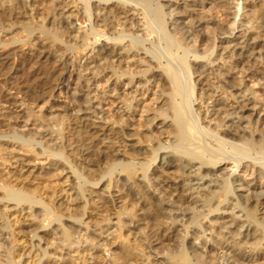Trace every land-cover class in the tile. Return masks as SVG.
<instances>
[{
	"label": "bare ground",
	"instance_id": "bare-ground-1",
	"mask_svg": "<svg viewBox=\"0 0 264 264\" xmlns=\"http://www.w3.org/2000/svg\"><path fill=\"white\" fill-rule=\"evenodd\" d=\"M6 1L9 3L8 6L11 5L14 8L13 10H16L17 6L21 9H31L32 7L31 4H29L31 5L30 7L27 6L28 4L23 7L24 4L22 5V2L19 3L18 0ZM70 1L74 3H72V7H70V3L65 1V5L60 3L64 6L62 9H59L60 5L55 2L48 13L55 17L58 13H54V11L61 10L59 16L66 19L72 18L73 13H76L73 15V18L75 22L80 25L86 24V18H89L88 26H90V29L79 32V27H77L78 29L73 31L76 38L82 37L84 42H86V44H84L85 48L81 50L89 48L92 44H97L100 38L104 37L106 43H103L102 48L96 53L97 55L91 58L98 60V65H100L101 62L103 64L113 63V59L116 58L117 70L115 67V71L112 73L110 72L111 75L109 74V77H106V83L103 82L105 83L104 85L107 84L106 89L104 88L106 91L100 92L98 90L99 85L95 83L96 78L86 77V75L91 74L92 70L96 74L100 73L98 69H96L98 66L95 61L87 60L88 63L83 67L86 74L85 78L83 77L86 85V89L84 88L85 98L83 99L84 101L82 100V103L79 102V104H77L78 106L75 110L71 108L74 110H72L74 117L71 119L73 121L71 129L73 138L72 140L68 139L70 143L66 144L67 146H63L61 142L63 132L62 123H64L62 120L55 125V127H59L56 129L58 138H51L53 135L51 136L50 133L48 136L47 132L43 129H40V132L38 130L33 134L31 133V135H25V133L23 134L19 129L18 131L17 128H13L14 130L8 133H3L5 135L3 137L11 138V143L14 141L19 146L30 148L32 151L38 148V154L41 157L48 160L49 158H56L58 167H66V169L71 170V176L75 180L76 188L78 187V190L76 189L75 191V197L83 199V212L80 211L82 214L79 217H77V214L76 219L74 218L75 215H72L75 219L74 222L71 220V223H65L66 225H64V221L62 222L61 220L64 218H61L64 212L62 211V213L59 210L58 207H60V205L57 202L58 206L54 207L55 201H51L53 198L50 199L52 197L51 195L49 197L50 193H43L48 195L47 198H49V200H46L47 198L45 195V197L35 196L37 191L34 193L35 195L32 193L35 190H31V192L29 189L26 188L28 191L25 189L26 186H24V188H22V186L18 188L13 185L15 184L14 182L18 181L16 178L17 181L15 180L11 185L7 180V183L0 181V264H20L23 262L22 256L24 254L20 251L23 243L30 242V246H34L36 243L33 244L32 240L35 239L37 240V246L40 245L43 236L39 237L36 234L29 236L32 230L29 232L27 231L30 241L24 242L22 237V240L16 237L17 235L19 236L22 231L19 230L16 232L17 230L15 231V229L22 227L20 225L22 222L20 221L23 219H31V223L28 224L27 227L34 226V230L42 227V223H45L43 227H48L52 226L51 223H53L54 220H56L55 222L58 221L56 228H54V225V229L50 228V233L55 237L57 232H60L59 238H61L62 241L59 245L56 244L58 239L55 237L56 247L54 243L51 244L54 245V248H52L54 252L51 251L52 253L50 254L46 253L44 250L42 255V257L46 256L47 258L50 256L53 257L51 260L48 258V262L52 261V264H64L66 262L64 261L66 259L64 258L65 256L68 257L67 259L70 263L76 264H78V261L82 263L86 262L87 257H89L90 260H94V255L98 253H101L100 256L102 255V257L113 258L106 247H108V241L112 239L115 240V238L121 236L123 228H125L126 231L128 230L129 235L132 234L133 230H136V232L139 230V232L134 233L136 234V239L138 237L140 239L138 238L139 241H137L139 242V248H137L138 250H136V252L134 249L135 247L133 248L135 244L133 243L134 245H132L131 242H129L130 239L128 240V237H124L125 239L122 240V254H119L120 256H117L118 254L116 255V261H119V264H153V262H149L151 252L156 250L157 246L161 248V246L164 245L169 247L166 250H161V252L163 255L168 256V259L163 257L164 259L162 258V261L159 262L157 260L158 262L155 261L154 264H264V248H262V246H264V113L258 115V117L255 115L257 117L256 122L259 123V126L252 127L251 123L253 122H250L249 118H245L243 113L251 112V108L249 109L248 106L254 102V98L257 94L249 89L253 87L254 83L252 86L250 85L251 87L249 89H247L248 87L245 85L243 89H238V86H243L242 77L240 75H237L238 79H233L229 73L226 72L225 74L223 71L221 72L222 66L213 65L217 60H224L225 56L228 59V61L226 59L229 63L228 68L231 70V72H229L232 73L234 72L232 70L239 71L237 69L245 59L249 62H256L253 64H256V67H260V69L262 68L263 72H260V74L264 75V33L260 31L256 34H252L253 27L250 23L251 21L247 22L248 20L244 21L242 19L244 18L246 20L247 17L249 19V16L246 15L247 17L245 18L243 17L244 15L242 16L243 13L239 16L241 2L244 1L246 3L248 0H219V7L224 8L226 11L224 12L227 13L226 16L219 21L214 20L211 18L210 9H206L204 13L210 12L206 15L208 17L207 20L203 19V21L197 23L193 22L192 25L190 24L191 27L187 28L190 31H185V33H188L187 35L183 32L184 28H180L179 23L181 20L179 21L176 18V16L181 13L177 8L179 6L185 7L187 3H194L203 10L206 6L204 0H182V4L179 5L175 2L177 0H166V2L162 4H160V0ZM258 1L261 2V6H264V0ZM258 1H256V3ZM0 3L2 7L4 3L3 0H0ZM25 3H27V1ZM72 8L74 10L70 12ZM7 11L10 10L8 9ZM16 12H19V10ZM2 14L4 15L1 11L0 16H2ZM11 14L12 13H7L6 15L9 17ZM17 14L15 13V15ZM17 16L19 17L17 18L18 21L22 20L24 12L22 16ZM34 16L35 15H33V17ZM57 16L58 15H56V17ZM24 17H27V14ZM44 17L40 13L39 18L36 16L37 20L39 19L41 23H44ZM1 18L2 17H0V19ZM14 18H16V16ZM204 22L208 24L204 26ZM43 23L40 27H44ZM72 23L69 22L66 24L68 30L73 25ZM181 24L184 25L183 23ZM202 25L211 34V38L207 40L206 46L208 41L211 42H209L210 44L207 46V49L197 50L194 45H196L195 43L199 39L201 32L199 33L196 31L193 33L192 31L197 30L202 27ZM52 27L53 26H51V28ZM244 27L250 29L248 30L249 33H245L248 31L244 30L246 29ZM22 29L27 32L26 36L29 38L32 32L31 28L24 25ZM51 30L47 32H42L40 30L41 32H38V35L42 34L41 36L46 40L48 38L55 41L57 37H59L57 34L59 32H57V29H54L57 33H53ZM236 30L241 31L240 36H235L234 33ZM63 31H65V28ZM218 35L223 36L220 41L221 46L219 48V53L217 54L218 58L211 59V56L215 52V40ZM20 40L22 41V39ZM188 40L193 42L194 45H189V43H187ZM146 42H150L151 48L145 47ZM14 43L11 42L10 44ZM124 43L126 44V46L123 45V55L125 57H123V61H121L119 60L121 57H118L119 53H116L117 49L115 50V48L122 47ZM69 44H71V42H69ZM4 46L6 45L4 44ZM189 55H191L192 60H189ZM198 60H205V62L197 63ZM123 62L126 64L124 67L121 66ZM3 63L4 58L0 57V68L4 66L2 65ZM70 68L72 69V67ZM209 68L211 70L208 71ZM242 70L248 71L246 69ZM226 71H228V69ZM80 73L82 74L84 72L82 71ZM245 73L247 72H244V74ZM195 74L199 77L197 83L192 79ZM239 74H241V71ZM122 78L123 80H121ZM78 79L79 78H77V80ZM63 82L64 80L62 79V81H59L58 85H62ZM77 82L80 81L78 80ZM258 82H260V79H258ZM79 84L80 83H78V85ZM99 84H102V82ZM91 86L93 88H90ZM150 87H153L154 91L151 93L152 98L149 99L146 93L149 94L148 91L151 92ZM106 93H111V95H107ZM81 94L83 96L84 92ZM254 94L256 95L253 97ZM105 96L106 98H112V101L109 100L108 102L106 101L108 104L105 103ZM138 97L140 98L136 99ZM227 99L236 104L241 101L244 105L237 107L228 105L224 101ZM103 105L110 106L105 108ZM64 109L66 110V108ZM109 109H111L113 113H110ZM108 111L110 114H108ZM66 113L70 112L66 110ZM115 113L119 115V119H115L114 121L112 120L113 117L110 118V115ZM26 115L29 116L28 114H25V116ZM249 116L251 118L253 113ZM135 117H137L135 120L140 122L137 121V123L146 125L145 127H147V132L149 133L147 137L141 135L140 132V135L136 134V132L132 134L131 132H129V134H127L128 132L125 133V130H129L130 128L127 126L126 122H132ZM24 119H26V121H24ZM24 119L21 120V122L18 120L23 124L20 126L22 129L29 123V118L27 119V117H24ZM111 121L117 126V129H111V126L109 129L107 126H104ZM245 121H248L246 122L247 124L242 125ZM130 130L132 131V128ZM156 131H163L166 133V136H164L165 134L163 135L164 141H155V139H152V136L158 134ZM53 134H55V132ZM46 136L51 138L48 145L52 143V145H54V148L52 147L53 149L49 148L51 145L48 147L42 144L46 143L42 141ZM132 136H141L142 139L147 138L149 143L152 142V145H149L150 148L148 147L149 154H146L144 157L143 153L142 156L144 158L141 159L142 156L139 157L140 155L138 154L140 151L138 150L139 145L136 146L133 145L135 144L133 143V147L138 151H136L137 153L135 150L133 151L134 153L131 151L129 156L136 154L134 155L135 159H127L128 162H125L124 159L126 155H123L124 153L121 154L120 150H112L111 152L113 154L110 155L112 156V160L110 164L106 166L107 168L105 170V175L107 176L101 173L103 176L99 177H107V184L105 187L107 190H110V186L112 187L113 184V174L115 172L121 173L117 175L116 180L114 178V184L118 188L117 192L119 194L117 203L122 205L121 209H119L120 207L118 208L119 210L117 209L120 212L118 213V219L116 217V222L113 221L112 223L110 218L111 212L108 209L105 211V216H102L101 220L99 219L100 221L96 219V221L99 222H96L94 225H90L91 220L88 216L86 217L87 221L84 222L83 219L86 215V206L89 203L86 199L87 197L85 198V193H88L87 190L89 187H87L86 190L84 188H86L85 185L89 183V181L87 177L84 176V173L76 168L77 166L75 163L69 160L67 150L71 153L69 155L71 159L73 158L71 155L74 154L82 163L93 166L92 157L94 153H101L103 149L110 148V146L112 147L118 143L122 145L123 141L122 139V142L120 141L121 137L128 140L129 137ZM47 140L48 139L44 141ZM132 145L127 144L126 146H128L130 150ZM0 147H2L1 142ZM2 151L3 150H1V152ZM74 158L76 159L75 156ZM158 158L159 161L157 166L155 164ZM243 160H248L245 163H248L247 165L249 166L242 164ZM95 161L93 160V162ZM256 165L260 166H258L259 168L257 170L255 168L257 167ZM64 168L58 171L59 174ZM240 168L246 169L244 173L249 172L246 176L251 178L250 181H245V179L239 177L238 174L242 171ZM88 170H90V168ZM170 170H172L170 173L173 177L168 178ZM54 173H57V171ZM158 173L165 174L167 179H159L161 176L160 174L157 175ZM91 176L90 179H92ZM12 177L13 176H11V180L7 179L12 182ZM0 178L2 180L4 179L2 177ZM96 182V180L90 181L93 186H96ZM17 184L19 183L17 182ZM29 191L31 193H29ZM90 192L91 190L89 194ZM40 195H42V193H40ZM90 195H92V192ZM94 195H96V193ZM97 195H99V193ZM99 197H97V201L102 199V194ZM110 202L113 205L112 198H110ZM103 203L96 204L100 205L98 207H101V209L103 205L104 209L108 207ZM66 204L68 205V203L64 204L65 208L69 209V206L67 208ZM114 213L115 212H113V214ZM68 214H65L67 218ZM224 216H226V219H224ZM102 223H105L104 226ZM205 225L211 228L207 229ZM105 234L106 236L103 237ZM212 234L216 236L213 237ZM24 237L26 236L24 235ZM59 241L60 240L57 242L59 243ZM42 242L41 244H43ZM16 243L22 244L20 246L21 248L18 247L19 250L16 248ZM26 246H29V244H26ZM47 248L50 249V247ZM37 252L34 253V255H36ZM56 252L59 254H56ZM34 257L36 258V256ZM38 257H41L40 252ZM38 257L37 260L39 261ZM46 257L43 258L46 259ZM169 258L174 260H170Z\"/></svg>",
	"mask_w": 264,
	"mask_h": 264
},
{
	"label": "rangeland",
	"instance_id": "rangeland-1",
	"mask_svg": "<svg viewBox=\"0 0 264 264\" xmlns=\"http://www.w3.org/2000/svg\"><path fill=\"white\" fill-rule=\"evenodd\" d=\"M18 1H19V3L22 2L21 3L22 5L24 4L23 7L26 6L27 4H28L27 6H29V7L32 5L33 9H32V7H31V9L28 7L29 9L23 8V9H25V10H23L20 7L18 8V6H17V9L16 10H13L14 8L11 5L8 6L9 3H7L6 0L5 1L3 0V2H4L3 5H2L3 8L1 7V3H0V7H1L0 14H1V11H2V13H4V15L2 14V16H0V17L3 18V19L2 18L0 19V26H1L0 27V40L6 45V46H4V44L0 41V54H1L0 57L1 58H4V63L2 64L4 66H1V68H0L1 69L0 70V142H1V146H2V147H0V177H2L4 179L2 180L0 178L1 179L0 181L6 182V180H7V182H9V184L11 185V183L13 184V182L17 179L18 181L17 180L16 181L19 184H17V182H14L15 184H13V185L17 186L18 188H21V186H22V188H24V186H26L25 189L27 188L30 191L31 190L32 191L35 190L34 192L31 191L33 194L37 191L35 193L36 195L34 194L35 196H42L43 197L45 195V194H43L44 192L46 194L47 193L48 194L50 193L49 194V197H50V195L52 196L50 199L53 198V200H51V201H55L54 202V207L55 206H58V204H59L60 207H58V208H59V210L61 212L63 211L65 214H68V212H69L68 218L62 212L63 213L62 214L63 216L61 218H63V217L64 218L61 219V220H62V222L64 221L63 224L66 225L65 223L69 224L72 221L74 222V220L82 214L81 212H83V207H84V204L82 203L83 202V199H81V198L78 199L77 197H75V191H76V189L78 190V187L76 188L75 180L71 176L72 173H70V172H72V171L69 170V169H66V167L65 168L64 167H61V166L58 167V161H56L57 160L56 158H49V160H48V159H46L44 157H41L38 154L39 153V149L38 148H35L36 150L34 149V151H32V150H30V148H25L23 146H19L14 141H12V143H11V141H10V140H12L11 138H7V137H3V136H5L4 135L5 133H8L10 131H13L14 129L17 128V130L19 129L21 132H23V134L25 133V135H29V134L31 135V133L33 134V133H35V131H38V130L40 132L43 129L44 131L47 132L48 136L50 135V133H51V136L53 135L51 138H58V134L56 133V129H58L59 127L57 128V127H55V125L62 120V122H64V123L61 122L62 123V128H63L62 141L61 142H62L63 146H67L66 144L70 143L69 140H72V138H73L72 137L73 134L71 135V133H72L71 132L72 131L71 129H72V123H73V121L71 119H72V117H74L73 111L77 108V106H78L77 104H79V102L82 103L84 101L83 99L85 98L84 96H85V89H86L85 86L86 85H85V79L84 78H85V75L86 74H85V71L83 70L84 65L86 66V64L90 60L96 62V65L99 67V68L97 67L96 69H98V71L100 73H98V71H97L98 74H96L92 70L91 74L90 75H86V77L88 76V77L96 78L95 79V83L97 85H99L98 90L100 92H104V91H106L105 89H106V85H107V84L104 85L106 83L105 82L106 77H109V74L111 75V73L115 71V67H116V70H117V62H115L117 59L116 58L113 59V63H104L103 64L101 62L100 65H98L99 64L98 63V60L92 59L94 56L97 55L96 53L102 48L103 43H106V40H105L104 37L103 38L101 37L97 44H92V45L89 46V48H86L85 50H81V49H84L85 48L84 47V44H86V42H84V39L82 37L81 38H76L74 36L75 33L73 31L76 30V29H78L77 27H79V30H78L79 32H84V31H87L88 29H90V26H88V20H89V18H86V21H87L86 24L80 25L79 23L75 22V20L73 18V15L76 14V13H73V15L71 14L72 15V18H67V19L59 16V14L61 13L60 12L61 10H57V11L55 10L54 11V13H58V14H56V15H58L57 17H56V15H55V17H53V15H51V14L48 13V11L50 9H52L51 7H52L53 4H55V2H56V4L60 5L59 6V9H62L64 7L63 5H65L64 4L65 1L67 3H70V7H72V5L74 4L72 1H70V0L69 1H67V0H23V1L22 0L21 1L18 0ZM26 1H27V3H25ZM204 1H205V5L206 6H205V8L203 10H202V8L200 6L195 5L194 3H187V4H185V7L184 6H182V7L179 6L177 8V10L179 12H181V13H179L176 16V18L179 21L181 20L180 23H179V25H180V28L181 27L184 28V31L182 29V31L184 33H185V31L187 32V30H189L187 28H190L193 22H196L197 23V22L203 21V19L204 20H207L208 17L206 15L209 14L210 12H211L210 13L211 18H213L214 20H217V21H219L220 19H222L223 17L226 16L227 13H225L226 11L224 10V8L219 7L220 6V4L218 2L219 0H204ZM256 1H258V0H248L246 3L244 1L241 2V7H240V11H239L240 12L239 13V16L242 13H243L242 16L244 15L243 17H245V18L247 16H249V19H248V17L246 18V20L244 18H242V19L244 21H247L248 20L247 22H250L251 21L250 23H251V25L253 27V29H252V32L253 33L252 34H256L257 32H260V31L264 33V6H261L262 4H260L261 2H259V1L257 2L258 3L257 4ZM159 2H160V4H162V3H165L166 0H163V1L160 0ZM175 2H177L178 5H179V4H182L183 1L182 0H177ZM217 2H218L219 5L217 4ZM60 3H62L63 5L60 4ZM29 4H31V5H29ZM259 5H260V7H259ZM4 8H6V9H4ZM10 8H12V9H10ZM8 9L10 11H7ZM206 9H210V12H208V13L205 12L204 13V11H206ZM253 9H255V10H253ZM18 10H19V12H16ZM73 10H74L73 8L70 9V12L73 11ZM21 11H22V14H21ZM38 11H39V13L41 15H43V17L45 16L44 17L45 18L44 23L42 22L44 27H40V25H42V23H41V21L39 19L37 20V18H36V16L39 18ZM5 12H6V14L7 13L8 14L12 13V14H11V16L9 15V17H7L8 15H6ZM23 12H24V16L27 14V17H24L23 16L22 20H19L18 21L17 18H19V17L17 15L22 16L23 15ZM15 13L16 14L18 13V14L15 15ZM29 13H30V15H29ZM33 15H35V16L33 17ZM15 16H16V18H14ZM219 16H220V18H219ZM51 18H54V19H51ZM55 19H56V21H55ZM20 21H22V22H20ZM52 21H54V22H52ZM68 21L71 22V23L73 22L72 23L73 25L69 28V30H68V27L66 26V24L69 23ZM15 22H17V23H15ZM29 23H30V25H29ZM53 23H54V25H53ZM181 23H183L185 26L182 25ZM205 24H208V23L204 22L203 25L206 26ZM10 25H11V27H10ZM24 25L29 26L31 28L32 32H33V33L31 32V36H29V38H27V36H26L27 35L26 34L27 32H25L22 29V26H24ZM203 25H202V27H203ZM16 26H17V28H16ZM51 26H53V27L51 28ZM60 26H62V27H60ZM202 27H200L201 30H200V28H198L197 30L192 31L193 33H195L196 31H198L199 33L201 32L200 33L201 35L199 36V39L195 43L196 45H194L193 42H190L189 40L187 42V43H189V45H192L193 44L197 48V50H205V49H207V46L210 44L209 42H211V41H208V44L206 46L207 40L209 38H211L210 37L211 34L209 33L208 30H206L204 27L203 28ZM246 27H248V26H246ZM246 27H244V28H246ZM35 28L37 29V31H36ZM47 28H49V29H47ZM64 28H65V31H63ZM13 29L15 31L17 29V31L15 32ZM54 29L55 30L57 29L58 30L57 32H59V33H57L56 31H54ZM40 30L42 32L43 31L44 32H47V31L51 30V32H53V33L56 32L59 35V37H57V39L55 41L47 38V40H50V41H47L44 37L41 36L42 34H39L38 35V32H41ZM244 30H247L248 31L250 29H247L246 28ZM240 32H241L240 30H236L235 33H234L235 36H240V34H241ZM242 32H243V30H242ZM15 33H17V34H15ZM245 33L247 34V33H249V31L248 32H245ZM187 34L188 33H185V35H187ZM34 36H35V38H34ZM16 37H18V38H16ZM33 38L35 39V41H34ZM222 38H223V36H221V35H218L216 37V40H215V52L211 56V59H213V58L214 59H217L218 58L217 54L219 53V48L221 46L220 41L222 40ZM20 39H22V41ZM16 40H17V43H16ZM19 40H20V42H19ZM126 40H129V39H126ZM33 41H34V43H33ZM65 41H67V42H65ZM11 42L12 43L15 42V43L14 44H10ZM48 42H49V44H48ZM51 42H53V43H51ZM62 42H63V44H62ZM69 42H71V44H69ZM22 43H23V45H22ZM89 43H90V40H89ZM8 44H9V46H8ZM73 44H75V45H73ZM145 44H146V46H145L146 48H148V47L151 48L150 42H146ZM123 45L126 46V44L124 43V44H122V47L115 48V50L117 49L116 50V53H119V56L118 55L117 56L119 58L121 57V59H119L121 61H123V57H125L123 55V53H124V49H123L124 47H123ZM55 47H56V49H55ZM189 58H190L189 60H192L191 55H189ZM226 59L227 58L224 56V60H221V61H218L217 60L216 62H214L213 65L214 66H216V65L222 66L223 68L221 69V72L223 71V73H225V74H226V72L229 73L231 75V77H233V79H238V76L240 75L242 77L243 86H238V89H243L245 86H247L248 87L247 89H249L253 85V83H254L253 87H251L249 90L255 92L257 95L256 94L253 95V97L255 95L256 96L254 98L255 99L254 102L251 103L252 107H251V105L248 106L249 109L251 108L250 109L251 112L243 113V115L245 116V118H249L250 119V122H253V123H251V126L252 127H258L259 126V123L256 122V119H257L258 115H261V114L264 113V75L260 74V72H263V69L262 68L260 69V67H256V64H253V63H256V62H249V61H247V60L244 59L243 60L244 62L237 69L239 71L232 70L234 72L230 73L231 70L228 68L229 67V63L227 62L228 59H227V61H226ZM110 60H112V59H110ZM222 61H223V63H222ZM200 62H205V60H198L197 61V63H200ZM103 65H104V67H103ZM125 65H126L125 62L121 63V66L122 67H124ZM164 65H165V63H164ZM70 67H72V69ZM227 69H228V71H226ZM242 69H246L248 71H244ZM209 70H211V69L209 68L208 71ZM82 71L84 73L81 74L80 72H82ZM94 71H96V70H94ZM240 71H241V74L242 75L244 74V72H247V73H245L242 76L241 74H239ZM257 71H258V73H257ZM102 74H104V75H102ZM82 75H84V76H82ZM69 76H71V77H69ZM77 78H79L78 80L80 82H77L78 81ZM198 78L199 77L196 74L193 75V77H192L193 81L196 82V83H197V80H199ZM62 79L64 80L65 83L63 82L62 85H58L59 81H62ZM258 79H260V82H258ZM121 80H123V78ZM97 81H99V82H97ZM101 82H102V84H99ZM103 82H105V83H103ZM78 83H80V84L78 85ZM102 85H103V87H102ZM90 88H93V87L91 86ZM150 90H151V92L148 91L149 94L146 93V96H149V99L152 98V94L151 93H153V91H154L153 87H150ZM74 91H75V93L73 95V92ZM76 92H77V94L79 96L76 94ZM83 92H84V95L82 96L81 93H83ZM107 95H111V93H108ZM105 98H106V96H105ZM139 98L140 97H138L136 99H139ZM111 99L112 98H106L104 101H105V103H107L109 100L112 101ZM21 100L24 101V102H22ZM227 100H224V101L228 105H233L234 107L243 106L244 105V103L241 102V101H239L236 104L234 102H231L229 99H227ZM101 101H102V99H101ZM103 106L106 108V107H108L110 105H108V106L107 105L106 106L103 105ZM64 108H66V110L68 112H70V113H66V110ZM71 108H73L74 110L71 109ZM109 111H110V113H113V112H111V109H109ZM109 111H108V114H110ZM24 113L25 114H28L29 116H27V115L25 116ZM251 113H253V116H251V118H250L249 115ZM112 115H110V118L113 117L112 120L115 121V119L116 120L119 119L118 118L119 117L118 114L115 113V114H112ZM23 116L25 118L27 117V119L29 118L28 119V122L29 123H27V125L24 127V129L20 128V126L23 125L22 123H20L21 120L24 119ZM22 117H23V119H22ZM135 119H137V117H135L132 122H128V121H127L128 123L126 122L127 126L130 127V128H129V130H125L126 132L125 131L124 132L125 133L128 132L127 134H129V132H131V134L133 132L134 133L136 132V134H138V135H140L139 134V132H140L141 135H144L145 137H147L149 133L147 132V127H145L146 125H144L142 123L139 124L140 122L138 120H135ZM24 121H26V119H24ZM137 121L139 123H137ZM33 122H35V123H33ZM246 122H248V121H245L244 124L242 123V125L247 124ZM30 123H31V125H30ZM104 126L105 127L107 126L109 129L111 127H112L111 129H117L116 128L117 126H115L112 123V121L110 123H106ZM131 128H132V131L130 130ZM52 130H55V131H52ZM137 131H138V133H137ZM54 132H55V134H53ZM161 132L156 131V133H158V134L157 135H154L155 137L152 136V139H155V141H157V140L164 141V136H166V133H164L163 131H161ZM48 136H46L44 138V140L48 139L47 141L42 140L43 142H46V143H42V144H45V146H48V147L51 145L49 148L53 149L54 148V145H52V143H50V145H48V142H50V139H51V138H48ZM121 139L123 141V144L122 145H124V146L119 145L120 143H118L117 145H113L112 147L110 146V148L108 147L107 149H103L102 150L103 152H101V153L100 152L94 153V156L92 157V163H93V166L94 167L93 166H88L87 164L82 163L77 158V156L74 155V154L71 155V157H73L71 159L70 156H69L71 153H69L68 150H67V155H68L69 160H72L73 163H75V165L77 166L76 168L79 169V171L81 170V172L84 173V176H86L87 179H88V181H89V183H87L85 185L86 188H84V189L86 190L87 187H89L88 190H87L88 193H85V198L87 197L86 198L87 201L89 203H91V204H89V203L87 204V206L89 205L91 208L89 206L88 207L86 206V215H85L83 221L84 222L87 221L86 217L88 216V218L91 220V222H90L91 224L90 225H94L96 222H99L101 220V217L102 216L103 217L105 216L104 215L105 214V211L108 210V209L110 210L111 213L109 211H107V212L110 213L111 215L108 214V213L107 214L110 215V218H111L112 223H113V221L116 222V220L119 217L118 216V213H120L118 210L121 209V207H122V205H120V203H117L118 202L117 201L118 200L117 197H119V194L117 192L118 191V188L114 184V181L116 180L117 175L118 174H121V173L120 172L119 173L115 172L113 174L114 175L113 176V184H112V187L110 186V190L111 191L110 190H107L106 187H105V185L107 184V177H103L105 179L99 178L100 176L102 177L103 175L106 174V171H105L106 168H107L106 166H108L110 164L111 160H112V156H110V155L113 154V153L111 151L112 150H118V151L120 150L121 151V154L124 153L123 155H126V158L124 159L125 162H128L127 159H135V156L134 155H136V154H133L134 157L133 156H129L131 151H132V153H134L133 152L134 150H135V152L138 151V150H140L138 152V154L140 155L139 157H141L143 153H144L143 156L145 157L146 154H149L148 153L149 152V148H150L149 145H152V142L149 143L147 141V138H143L145 140L144 141L141 136H139V137H137V136H134L133 137L132 136V137H129L128 140L123 139L121 137L120 138V141H121ZM138 141H139V144H138ZM155 141H154V144H155ZM133 143H135V144H133ZM125 144L126 145L127 144L128 145H132L133 144V145H136V146L139 145V149L137 150L132 145V147L129 150L128 146H126ZM147 148H148V150H147ZM1 150H3V151L1 152ZM128 150H129V153H128ZM145 152H147V153H145ZM106 154H107V156H106ZM74 156L76 157V159L74 158ZM143 156L141 157V159L144 158ZM6 159L7 160H10V161H7ZM93 160L94 161L96 160V161L93 162ZM158 161H159V158H158V160H157V162L155 164L157 166H158ZM247 161L248 160H243L242 161V164H245V166H249V165H247L248 163H245ZM256 166L257 167H255V168L257 170L260 166L259 165H256ZM49 167H51V168H49ZM47 168H49V169H47ZM62 168H64L65 170L63 169V171H61V173L59 174L58 171L62 170ZM89 168L92 171L88 170ZM241 168H242V165H241ZM241 170L242 171L239 172V174H238L239 177L240 178L242 177V179H245V181H250L251 178L249 176H246V174H248L249 172L244 173V171H246V169H244V168L241 169ZM55 171H57V173H54ZM10 172H11V174H10ZM170 172H172V170L169 171V174L168 175L170 177L168 176V178L173 177V175L171 176V173ZM7 173H9V174H7ZM88 173H89V175H88ZM93 174H94V176H93ZM159 174L160 173H158L157 175H159ZM8 176H10V177H8ZM11 176H13L12 177V180H13L12 182L9 181V180H11ZM53 176H55V177H53ZM90 176H91L92 179H90ZM105 176H107V175H105ZM160 176L161 177H159V179L160 178H164V179H161V180L167 179V176L165 174H160ZM165 176H166V178H165ZM49 177H51V178H49ZM96 177H97V179H96ZM114 178H115V180H114ZM91 180L92 181H95V180L97 181L96 182V186L95 185L93 186V184L90 183ZM97 183H98V185H97ZM48 185H50V186H48ZM102 188H103V191H102ZM89 189L91 190L93 196L90 195L91 192L89 194V191H90ZM53 190H54L55 193L53 192ZM30 191H29V193H31ZM40 193H42V195H40ZM95 193H96V195L99 193V195L96 196V195H94ZM101 194H102V199H100L98 201H100V202L103 201L104 203L103 202H101V203H103L106 206H108L105 209H104V205L102 206L103 207L102 209H101V207L100 208L98 207L100 205H97V204H101L100 202L97 201V197L101 196ZM109 195L110 196L113 195V196L110 197ZM45 196L47 198L48 195H45ZM0 197H1V194H0ZM93 197H95V198H93ZM121 197H122V195H121ZM85 198H84V200H85ZM110 198H112V200H113V205L110 202ZM46 200H49V198H47ZM64 200H66V201H64ZM62 201H64L65 203H68V205L67 204L66 205H67V208L69 206V209H66L65 208V206H64L65 203L62 202ZM101 211H103L104 213L101 212ZM113 212H115V213L113 214ZM77 214H78V216H77ZM98 214L101 215V216H99ZM72 215L73 216L75 215L74 216L75 219L73 218ZM116 217H117V219H116ZM96 219L97 220L100 219V220L99 221H96ZM224 219H226V216H224ZM20 220H22V219H20ZM55 221L56 220H54V222L51 223L52 226L43 227V226H45V223L44 224L42 223V227H39L40 229L37 228L36 230H34V226L27 227V225L31 223V219H28V220L27 219H25V220L23 219L22 221H20V222H22V223H20V225L22 227H19L17 229L14 228L15 231L17 230L16 232H18L19 230L22 231V232L24 231L23 233H24V235L26 237H24V235H23L22 232H20L21 235L19 234L20 237L18 235L16 236L19 240L22 237V239L24 240V242L30 241V239L28 238V235H29L28 232L31 231V230H32V233H30L31 235H29V236H32V234H36L39 237L40 236H43V238H41V241H40V245L39 246H37V242H36L37 240H35V239L32 240V243L33 244L36 243V245L34 244L35 247L33 245L30 246V244H31L30 242L29 243L28 242L27 243H23L24 246L22 244L16 243V246H17L16 248H18V247L19 248L26 247V248H23L24 250L22 248L20 249L21 253L24 254L22 256V261L23 262H21L20 264H26V263L27 264H32V263L33 264H35V263L36 264H52L51 263L52 261L48 262L49 261L48 258H50V260H51V259H53V257L50 256V257L47 258L46 256H43V257H46V259H45V258L42 257V255H43V251L44 250L46 251V253H50V254L52 252H54V250H52V248H54V245H51V244L52 243L55 244L56 238L58 240H60L59 243L57 242L58 241L57 240L56 241V244L59 245L60 242L62 241V239L59 238L60 232H57V234L55 236L56 238L53 237V234L50 233L51 232V229L50 228H53L54 226H55L54 228H56V225L58 224L57 223L58 221L57 222H55ZM115 222H114V224H115ZM102 224L104 226L105 223H102ZM102 224H100V225H102ZM206 228L208 229V228H211V227L206 226ZM49 229H50V231H49ZM134 232L137 233V232H139V230L137 232H136V230H133L132 234L129 235L128 230L126 231V229L123 228L120 237L115 238V240L112 239V240L108 241V247H106V249L109 250V254H112L111 256L113 258H105V256L104 257H102V255L100 256L101 253H98L97 255L96 254L94 255L96 257V258L94 257V260L93 259L90 260L89 257H87L86 258V262L88 264H119L120 262L119 261H116V257L117 256H120L122 254V251L121 250H123V244H122V240L123 239H125V238L128 237V240L130 239L129 242H131L132 245L135 244L133 246V248L135 247L134 248L135 251L138 250L137 248H139V242H137V241H139L140 238L138 237L139 239L138 238L136 239V236H135L136 234ZM208 235H206V236H208ZM51 236L53 237V240L54 241L52 240V237ZM104 236H106V234L103 235V237ZM215 236L216 235L214 234L213 237H215ZM45 238H46V240H45ZM133 238H134V240H133ZM34 240H35V242H34ZM41 242L43 244H41ZM26 244H29V246L31 248L29 246H26ZM56 244H55V247H56ZM167 245H169V244H167ZM42 247H44V248H42ZM47 247H50V249L47 248ZM168 247L166 245L161 246V248H159V246H157L156 247L157 249L156 250H153L151 252V258L149 259V262L150 263L153 262V264H154L155 261L156 262H158V261L160 262L164 258L168 259V256L163 255V253L161 252V250H166ZM19 248L17 250H19ZM28 248H30L32 251L30 249H28ZM262 248H264V246H262ZM23 251H24V253H23ZM158 251H159V253H158ZM36 252H37V254L34 255V253H36ZM39 252H40V255H41L42 258L41 257H38ZM25 254H26V258H25ZM56 254H59V253L56 252ZM64 254H65V252H64ZM34 256H36V258ZM37 257H38L39 261L37 260ZM64 258H66L64 260V261H66L64 264H76V263H70L69 260L67 259L68 257L65 256ZM29 259H30V261H29ZM32 259H33V262H32ZM34 259L37 260V261H35ZM113 259H114V261H113ZM169 259L170 260H174V259H171V258H169ZM24 262H26V263H24ZM80 262L81 261H78V264H81L82 263V262L81 263ZM86 262H84L82 264H87ZM144 262H146V261H144Z\"/></svg>",
	"mask_w": 264,
	"mask_h": 264
}]
</instances>
